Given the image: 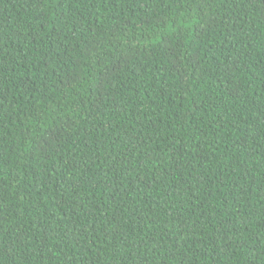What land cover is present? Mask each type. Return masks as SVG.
Segmentation results:
<instances>
[{"label":"trees","instance_id":"1","mask_svg":"<svg viewBox=\"0 0 264 264\" xmlns=\"http://www.w3.org/2000/svg\"><path fill=\"white\" fill-rule=\"evenodd\" d=\"M0 264H264V0H0Z\"/></svg>","mask_w":264,"mask_h":264}]
</instances>
